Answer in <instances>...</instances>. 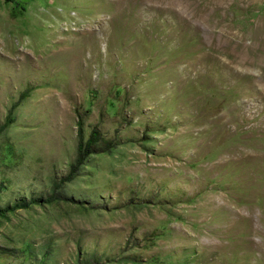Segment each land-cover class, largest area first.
I'll list each match as a JSON object with an SVG mask.
<instances>
[{
    "label": "rangeland",
    "instance_id": "rangeland-1",
    "mask_svg": "<svg viewBox=\"0 0 264 264\" xmlns=\"http://www.w3.org/2000/svg\"><path fill=\"white\" fill-rule=\"evenodd\" d=\"M0 208V264H264V0H0Z\"/></svg>",
    "mask_w": 264,
    "mask_h": 264
},
{
    "label": "trees",
    "instance_id": "trees-1",
    "mask_svg": "<svg viewBox=\"0 0 264 264\" xmlns=\"http://www.w3.org/2000/svg\"><path fill=\"white\" fill-rule=\"evenodd\" d=\"M93 135H95V134H92L91 136H90V139H89V143H88V145H93L94 143H96V141H97V137H95V136H93ZM81 155V154H80ZM79 158H81V157H77V160H79ZM70 178H66L65 180H64V182H67L68 180H69ZM33 199V198H32ZM19 201H22V200H19ZM29 204H31V203H33V201H29L28 202ZM20 205H22V206H25V204H20ZM8 210V208H0V215L2 214V213H4V212H6Z\"/></svg>",
    "mask_w": 264,
    "mask_h": 264
}]
</instances>
